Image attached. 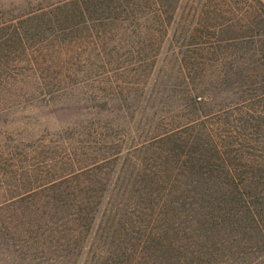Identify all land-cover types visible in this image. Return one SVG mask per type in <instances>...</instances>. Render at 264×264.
Wrapping results in <instances>:
<instances>
[{
	"label": "trees",
	"instance_id": "obj_1",
	"mask_svg": "<svg viewBox=\"0 0 264 264\" xmlns=\"http://www.w3.org/2000/svg\"><path fill=\"white\" fill-rule=\"evenodd\" d=\"M39 102L0 264H264V0H0V122Z\"/></svg>",
	"mask_w": 264,
	"mask_h": 264
},
{
	"label": "rangeland",
	"instance_id": "obj_2",
	"mask_svg": "<svg viewBox=\"0 0 264 264\" xmlns=\"http://www.w3.org/2000/svg\"><path fill=\"white\" fill-rule=\"evenodd\" d=\"M38 104H39V106L37 108L31 107L29 105H25V106L18 107L17 109H19V110H15L14 112L10 113L9 115L11 117L9 119L10 120L9 123L5 124V123L0 122V134L9 133L13 128L18 126V124L21 122V120H23L22 118L26 114L34 115L36 113L37 114L36 116H39L40 118H42V117H45V114H47L49 111H51L50 110L51 108L53 109L52 104H50L49 102L47 104L45 102H39ZM55 104H56L55 105L56 107L60 106L59 103H55ZM54 120H55V118H54ZM41 127H42L41 125L38 126L37 130H39Z\"/></svg>",
	"mask_w": 264,
	"mask_h": 264
}]
</instances>
